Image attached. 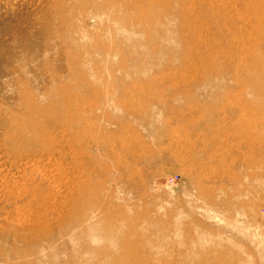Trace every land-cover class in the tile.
Instances as JSON below:
<instances>
[{
  "label": "rangeland",
  "instance_id": "374dc122",
  "mask_svg": "<svg viewBox=\"0 0 264 264\" xmlns=\"http://www.w3.org/2000/svg\"><path fill=\"white\" fill-rule=\"evenodd\" d=\"M0 264H264V0H0Z\"/></svg>",
  "mask_w": 264,
  "mask_h": 264
},
{
  "label": "bare ground",
  "instance_id": "6f19581e",
  "mask_svg": "<svg viewBox=\"0 0 264 264\" xmlns=\"http://www.w3.org/2000/svg\"><path fill=\"white\" fill-rule=\"evenodd\" d=\"M186 23V22H185ZM184 24V23H183ZM189 27V26H188ZM193 27V26H192ZM186 28H187V26H186ZM13 59V58H12ZM10 62V61H9ZM36 108V107H35ZM51 108V107H50ZM44 109V108H43ZM49 109V108H48ZM34 110V109H33ZM50 111V110H49ZM48 111V112H49ZM51 112V111H50ZM46 113V112H45ZM47 151V150H46ZM40 185V184H39ZM36 187V186H35ZM38 187H40V186H38ZM35 195H36V193H35Z\"/></svg>",
  "mask_w": 264,
  "mask_h": 264
}]
</instances>
